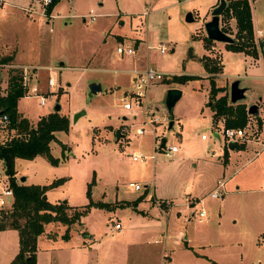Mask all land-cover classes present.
Here are the masks:
<instances>
[{
  "label": "rangeland",
  "instance_id": "1",
  "mask_svg": "<svg viewBox=\"0 0 264 264\" xmlns=\"http://www.w3.org/2000/svg\"><path fill=\"white\" fill-rule=\"evenodd\" d=\"M6 1L9 6L0 7V53L15 50L23 60L40 63L36 76L47 99L41 106L39 96L25 95L17 101L18 110L33 125L56 104L72 121L85 110L58 134L68 144L64 156L59 143L52 145L58 164L42 156L18 159L16 181L28 177L31 183L45 185L64 178L47 190L49 202L109 205H92L81 219L83 226L75 224L68 240L61 238L65 228L59 233L61 224L54 222L48 233L59 235L55 240L39 237L36 264H264V149L257 157L255 151L245 152L244 143L255 139L250 136L236 144L238 148L219 152L225 146L224 127L211 121L205 105L209 81L202 61L207 55L222 65L217 83L225 85L228 94L230 84L239 79L240 87L248 88L245 101L255 104L262 99L258 105L264 126V46L256 45L252 56L205 39L204 24L219 0H58L49 15L36 1ZM247 1L253 28L262 31L259 40L264 39V0ZM32 6L33 13H28ZM188 12L191 22L185 19ZM219 21L235 39L231 19L221 13ZM159 44L167 46L165 53L159 52ZM120 45L132 46L134 54L119 56ZM149 67L164 78L149 86L144 107L132 99V109L125 110L121 99L130 89L131 70ZM186 74L201 76L202 89L194 81L173 80ZM22 75V67L0 62V95L6 94L11 76ZM49 77L55 79L54 86L47 85ZM100 81L102 89L91 94L88 85ZM171 86L183 91L172 108L173 118L165 106L167 90L178 88ZM143 110L167 116L168 122L144 124ZM141 127L146 132L140 135ZM116 129L126 137L117 139ZM162 139L167 148L178 145L180 151L166 157L158 147ZM134 151L143 161H132ZM218 180L226 187L214 199L209 193ZM130 182L143 188L132 189ZM193 195L203 201L189 204ZM155 196L173 201L170 212H159ZM137 198L140 211L134 210ZM199 210L206 216L201 221ZM117 222L121 230L114 228ZM17 249L16 230H0V264H7Z\"/></svg>",
  "mask_w": 264,
  "mask_h": 264
},
{
  "label": "trees",
  "instance_id": "2",
  "mask_svg": "<svg viewBox=\"0 0 264 264\" xmlns=\"http://www.w3.org/2000/svg\"><path fill=\"white\" fill-rule=\"evenodd\" d=\"M58 0H52L45 6V14L49 15L52 6ZM226 7L222 11L223 17L236 21V35L231 43H226V48L231 51H242L255 56L257 47L253 38V24L251 20V7L247 0H225ZM223 31H226L223 27ZM209 42L213 41L207 37ZM264 54V51H263ZM9 57L0 60L6 63ZM207 55L202 58L208 76L210 88L209 98L206 105L213 111V120H223L224 127L239 128L248 122L251 127V136L257 138L263 131L260 116L253 118L248 115V109L244 102L238 101L231 104L228 92L223 87H217L215 76L221 71V64L211 61ZM5 95H0V115H7L9 120L6 130L13 131L0 143V161L3 164L4 173L8 177L9 186L13 190V201L9 209L3 210L0 217V230L16 229L19 239V249L9 264H36V250L38 237L44 233L45 226L51 222L65 225V231L61 238L70 239V230L75 224L82 226L81 220L92 205L97 207H109L105 202H92L86 205L71 206L66 201L51 203L48 201L46 192L52 187L59 186L64 178L54 179L45 185L27 184L23 185L16 181L14 168L15 160L33 159L37 156L45 157L52 165H57L59 158L52 155L51 142L60 144L64 156L67 151L65 143L58 141L56 133L67 131L69 128V117L60 114L59 110L52 111L40 117L36 125L30 123L29 119L17 112V101L25 96L21 85V78L11 76ZM199 79L196 75H184L173 77V80L184 84V82ZM222 92V93H221ZM172 115V114H171ZM235 148H238L236 144ZM243 145H241L242 147ZM227 150V148H226ZM90 196V189L88 192ZM123 203V204H128ZM164 202L161 203V205ZM85 233V231H83ZM55 239V234H49Z\"/></svg>",
  "mask_w": 264,
  "mask_h": 264
},
{
  "label": "built area",
  "instance_id": "3",
  "mask_svg": "<svg viewBox=\"0 0 264 264\" xmlns=\"http://www.w3.org/2000/svg\"><path fill=\"white\" fill-rule=\"evenodd\" d=\"M36 2L40 3L43 5V8L47 5H49L51 3L52 0H35ZM5 4L4 0H0V7H3ZM34 6L32 7H28L27 8V12L28 13H32L33 12ZM44 13H45V8H44ZM90 17L91 19L94 18L93 16V11H90ZM261 33L259 32V35ZM167 46L165 47V45L163 44H159L158 50L161 54L165 53L167 51ZM116 53L119 56H130L131 54H134V49L132 46H124V45H120L116 47ZM23 68V75L21 76V85L24 89V95H37L39 96V102L40 105L43 106L47 99L45 96H42V93L40 92V88H39V79H37L36 76V69L38 67L36 66H30V65H25ZM131 74V85H130V89L128 91H126V95L124 97H122L121 101L123 102V108L125 110H131L132 109V104H131V100L134 99V101L136 102V104L138 106H142L144 107V100L147 97V90L149 88V86L155 82V81H162V79L164 78L159 72H157L155 69L149 67L147 69H137L134 68L131 70L130 72ZM35 81V83L32 85V81ZM47 85L49 87L54 86L55 85V79L53 77H49L48 81H47ZM50 90V89H49ZM52 93L50 92L49 95H51ZM128 98L130 99L128 101ZM145 112V119H144V124H151V125H155V124H159V123H167L168 122V118L167 116H156L152 111H150L149 114H146V111L143 110ZM8 116L7 115H0V127H5L8 123ZM146 132V129L144 127L139 128L138 130V134H144ZM251 127H250V123L248 122L245 126L243 127H239V128H231V127H224L223 130V135H224V145L228 146L227 143L228 142H233L234 144H239L241 141H243L244 139H251ZM204 138V137H203ZM159 147V145H158ZM160 150L164 151V155L166 157H169L175 153H177L179 151V146L178 145H170L168 148L164 147L161 148L159 147ZM143 156L137 152L134 151L133 154H131V159L132 161H137V160H141L143 161ZM2 171V170H1ZM0 171V172H1ZM217 186L215 187V189L212 190V192L209 193V196L211 198H218L221 190H223L224 187V182L223 181H219L217 182ZM0 184H1V188H0V217H1V212L3 210L9 209L10 206L12 205V201H13V190L12 188L9 186V181H8V177L7 175L4 173V169L3 171L0 173ZM129 187L132 189H141L143 188L142 185H140L139 183H129ZM199 202L203 201L202 198H199L198 200ZM162 203V202H160ZM194 214V213H193ZM197 217L198 219L201 221L203 220L206 216H205V212L203 210H199L197 212ZM121 224L119 222L115 223L114 228L120 229Z\"/></svg>",
  "mask_w": 264,
  "mask_h": 264
},
{
  "label": "crops",
  "instance_id": "4",
  "mask_svg": "<svg viewBox=\"0 0 264 264\" xmlns=\"http://www.w3.org/2000/svg\"><path fill=\"white\" fill-rule=\"evenodd\" d=\"M5 1V6L7 5V6H9V3H8V1H6V0H4ZM33 1H35V0H31V2H33ZM218 1V0H217ZM100 5H102V3H100ZM215 5V4H214ZM250 7H251V5H250ZM252 10V9H251ZM91 11H93V10H91ZM33 13V12H32ZM94 13V12H93ZM251 20H252V12H251ZM231 22H233V24L235 25V23H236V21H234V19L232 18L231 19ZM252 24H254V21L252 20ZM259 32L261 33L260 35H259ZM260 37H262V31H260L259 29H256V30H254V28H253V38L255 39V43H256V45H258L259 47H261V48H263L262 46H264V39H261V40H259L260 39ZM258 38V39H257ZM257 40H258V44H257ZM226 44V43H225ZM140 45H142V44H140ZM139 45V46H140ZM138 46V47H139ZM217 47V46H216ZM217 50V49H216ZM220 50V49H219ZM219 50H218V53H219ZM263 50V49H262ZM264 51V50H263ZM22 54L20 53V52H18L17 53V51H15V50H12V53L11 52H7L6 54H1L0 53V60L1 59H3V58H6V57H9V59L6 61V63L7 64H9V66H11V67H24L25 65H30V66H36V67H42L41 65H39L40 63H37V64H34V63H36L37 61H32L31 59L32 58H30V59H28V60H23V58H22V56H21ZM3 57V58H2ZM137 59H139L138 57H137ZM6 63H2V65H6ZM222 66V65H221ZM114 71H116V70H114ZM220 73H221V71H220ZM220 73H218L216 76H215V82H216V86L217 87H226L225 85H218V83H217V78L220 76ZM130 76H131V74H130ZM203 76H205L204 77V79H207L208 81H209V79H208V76H210V74H208V73H206L205 75H203ZM199 77V79H195V80H190V81H194V82H196L198 85H200V89H202V81L204 80L201 76H198ZM131 81V80H130ZM190 81H187V82H185V83H188V82H190ZM99 83H101V89H102V81H100ZM171 87H178V88H180L181 89V93L183 94V91H182V88L181 87H179V86H171ZM209 88H210V83H209ZM209 88L207 89V88H205V93H206V96H207V100H206V102H205V105H206V103L208 102V98H209ZM247 89L248 88H246V92L245 93H247ZM222 92H226L225 91V89H224V91H222ZM221 92V93H222ZM240 101H242V102H244L245 104H246V106H249V105H251V103H253V102H248V101H245V99H243V100H240ZM262 101V99L261 98H259V101H256L255 102V104L257 103L258 104V102L260 103ZM18 104V103H17ZM46 104V103H45ZM44 104V105H45ZM56 106V105H55ZM61 106V105H60ZM61 108H62V106L60 107V110H59V113L60 114H63V112L61 111ZM208 109L210 110V115H211V121L212 122H217L218 123V121H214L213 120V111L208 107ZM259 109H260V106H259ZM52 111H54V110H52ZM52 111H50V112H52ZM260 111H261V109H260ZM260 111H259V116H260ZM17 112L20 114V115H22L23 117H25L26 118V116H25V114H23L21 111H19L18 110V106H17ZM43 115H46V114H43ZM42 115V116H43ZM66 115V114H65ZM42 116H39V119H40V117H42ZM68 117H69V121H70V124L69 125H71V124H73L74 122L72 121V115H67ZM174 116H173V113H172V118H173ZM253 117V116H252ZM261 117V116H260ZM253 118H255V117H253ZM38 119V120H39ZM31 123V122H30ZM216 123V124H217ZM220 124H222V126L224 127V125H223V120H220V122H219ZM218 123V124H219ZM263 126V125H262ZM218 128V127H217ZM217 131V130H216ZM7 134V135H5V133ZM13 131L11 130V131H9V130H6V126L5 127H0V143L1 142H3L6 138H8V136H10V135H12L13 133H12ZM60 132H62V131H59V132H57L56 133V137H57V139H58V141L59 142H63V141H60L59 140V138H58V134L60 133ZM122 135H123V137H126V135H124L123 133H121ZM205 138V136H202V139H204ZM215 137L217 138V139H220V137H219V133L218 132H216L215 133ZM54 143H57V142H51L50 143V149H51V147H52V145L54 144ZM64 143V142H63ZM66 144V143H65ZM244 144H246V146H245V152H250V150L251 151H255L256 153H255V157H257V155H258V152H261V151H263V149H264V146L263 147H259L258 148V144L259 145H264V126H263V131L259 134V136H257V138H255V139H251V140H249V141H247L246 143H244ZM66 146L68 147V144H66ZM227 149H229V148H227ZM52 150V149H51ZM225 150H226V145L225 146H223V149H220V153L222 152V151H224L225 152ZM230 150V149H229ZM179 151H180V148H179ZM178 151V152H179ZM177 152V153H178ZM253 156V157H254ZM38 157H40V156H37V157H35V158H38ZM252 157V158H253ZM35 158H33V159H35ZM18 159H20V158H17L16 160H18ZM15 160V161H16ZM23 160H25V159H23ZM216 160H218L219 161V159L217 158ZM1 165H3L2 164V162L0 161V166ZM20 184H23V185H27V184H35V183H31V182H29V180H28V177H25V180L24 181H21L20 180V182H19ZM48 184V183H47ZM37 185H40V184H37ZM225 187H226V184H224V190H225ZM141 198H137V199H135L136 200V206H135V209L134 210H137V211H140V208H138V205H139V202L141 201L140 200ZM189 200H188V202H189V204H190V202H197L198 200H199V197L197 196V195H193V196H191L190 198H188ZM140 200V201H139ZM152 200H154V204L158 207V209H159V212L160 213H162V214H164V213H167V212H170V209H171V207H172V204H173V201L170 199V200H167V199H161V198H158V196H155L154 197V199H152ZM164 202L162 205H161V203H159V202ZM70 205V204H69ZM71 206H73V205H71ZM136 211V212H137ZM142 212L144 213L145 212V210L143 209L142 210ZM84 223V222H83ZM52 224H54V222H51V223H48V224H46V226H45V230H44V233L41 235V236H44V237H47V238H49L50 240H55V239H53V238H50L49 236V234L50 233H48V231H49V229H50V226L52 225ZM60 224V223H59ZM81 226V225H80ZM83 226V225H82ZM66 226L64 225H62L61 224V226H60V228H59V226L57 227V228H59V233H61L62 231V229H64ZM121 228H122V225H121V227H120V229L119 230H121ZM12 229V228H11ZM14 230H16V229H14ZM16 232H17V230H16ZM59 233L57 234V235H55V237H57L58 235H59ZM41 236H39V237H41ZM62 236V235H61ZM38 237V238H39ZM17 239H18V233H17ZM18 249H19V239H18ZM18 249L12 254V257L17 253V251H18ZM165 254H166V251H165ZM14 258V257H13ZM13 258H11V260L9 261V262H6L7 264L8 263H10L11 261H12V259Z\"/></svg>",
  "mask_w": 264,
  "mask_h": 264
},
{
  "label": "water",
  "instance_id": "5",
  "mask_svg": "<svg viewBox=\"0 0 264 264\" xmlns=\"http://www.w3.org/2000/svg\"><path fill=\"white\" fill-rule=\"evenodd\" d=\"M225 7H226L225 0H219L218 6H216L211 11V18L204 24V28H205L207 38L213 41H217V42L221 41L224 43H231L234 40V38L230 37L220 27L219 16ZM185 19L188 22L193 21L192 12H188L186 14ZM188 55L191 56V49ZM239 83H240V80L238 79V80L233 81L229 86V100L231 104H235L238 101L246 98V93H245L246 88L240 87ZM88 89L91 94H96L97 92L101 90V83L99 82L90 83L88 85ZM166 93L167 95L165 98V106L168 109V111H170V115H171L173 113L172 108L174 107L175 103L181 98L182 93H181V90L178 88H169ZM60 107L61 106L59 104H56L54 110L58 111L60 110ZM247 109H248V115L253 116V117L259 116L260 109L257 103L249 105ZM84 114H85L84 109L79 110V112L74 115L73 122L75 123L79 119V117ZM172 124H173V121L171 120L168 124V128H170ZM121 135H122L121 130L116 129V138L119 139ZM165 142L166 140L162 139L160 141L159 147L161 148L166 147ZM227 145H228L227 147L230 150L235 149V145L233 142L230 141L227 143ZM20 180L24 181L25 177H21ZM63 202H65V200H63Z\"/></svg>",
  "mask_w": 264,
  "mask_h": 264
}]
</instances>
